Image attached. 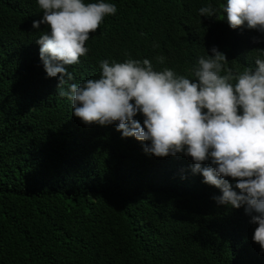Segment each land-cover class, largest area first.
<instances>
[{"label": "trees", "instance_id": "1", "mask_svg": "<svg viewBox=\"0 0 264 264\" xmlns=\"http://www.w3.org/2000/svg\"><path fill=\"white\" fill-rule=\"evenodd\" d=\"M106 2L116 14L89 34L87 54L58 87L36 43L49 26L32 27L43 10L0 0V264H264L256 225L243 207L213 199L220 190L191 172L190 157L146 154L114 125H85L60 95L99 78L104 59L147 58L154 70L194 78L216 46L226 69L242 73L255 67L264 34L231 29L219 11L200 15L221 0Z\"/></svg>", "mask_w": 264, "mask_h": 264}, {"label": "clouds", "instance_id": "2", "mask_svg": "<svg viewBox=\"0 0 264 264\" xmlns=\"http://www.w3.org/2000/svg\"><path fill=\"white\" fill-rule=\"evenodd\" d=\"M36 3L43 16L32 27L49 26L36 39L39 57L46 78L57 77L59 87L72 79L67 66L87 54L89 34L105 16L115 15L117 6L106 0ZM198 11L207 17L219 11L231 29L264 34V0H221L219 9L209 4ZM257 50L255 67L234 74L225 67L226 54L213 46L212 55L206 51L198 59L194 78L170 68L154 70L147 58L104 59L99 78L72 83L60 95L71 100L72 115L85 125H114L122 138L142 142L146 154L190 157L191 172L220 190L213 197L219 205L244 208L256 225L252 240L264 254V49Z\"/></svg>", "mask_w": 264, "mask_h": 264}]
</instances>
